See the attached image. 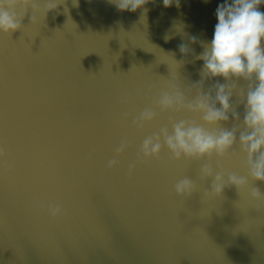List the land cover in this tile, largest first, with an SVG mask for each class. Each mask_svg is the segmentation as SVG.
<instances>
[{"label":"water","instance_id":"1","mask_svg":"<svg viewBox=\"0 0 264 264\" xmlns=\"http://www.w3.org/2000/svg\"><path fill=\"white\" fill-rule=\"evenodd\" d=\"M33 2L21 29L0 34V264H264V182L248 178L240 191L204 195L216 171L247 179L238 143L222 159L175 161L162 147L157 158L136 160L144 138L171 131L170 119L200 122L155 108L172 85L191 100L198 83L201 93L235 83L218 128L237 127L238 142L248 82L202 79L196 58L225 0L167 8L151 0L146 13L118 11L108 0ZM145 108L157 115L137 130L131 120ZM122 138L130 146L115 157ZM113 158L119 165L109 170ZM204 164L212 177L200 175ZM186 177L195 191L179 197L174 185ZM253 188L261 197L250 196ZM57 203L63 215L50 220L47 206Z\"/></svg>","mask_w":264,"mask_h":264},{"label":"clouds","instance_id":"2","mask_svg":"<svg viewBox=\"0 0 264 264\" xmlns=\"http://www.w3.org/2000/svg\"><path fill=\"white\" fill-rule=\"evenodd\" d=\"M118 11L135 12L137 9L148 10L143 6L151 0H108ZM165 8L173 3L179 6V0H162ZM49 5V4H47ZM46 7L45 14L56 7ZM264 5V0H225L216 8L217 23L214 27L213 37L210 42L203 44V51L196 57L203 61L201 76L203 78L221 77L225 81L243 79L248 82L244 103L243 130L240 131L237 142V127L230 131L218 128L222 122H227V113L232 110L230 98L235 83L231 86L219 82L208 93H201V84L193 87L196 96L189 100L178 86H169L162 91L154 102L155 108L163 112L179 113L186 111L198 115L200 122L181 119L169 120L171 131L167 126L161 127L158 132L143 139L139 146L136 160L138 162L155 159L159 156L162 147L169 153L172 160H210L213 156L222 159L234 144L244 154V167L247 171V179L235 173L225 175L222 171H216L209 193L219 196L226 186H235L240 191L247 185L248 178L264 182V12L259 6ZM32 12L36 11L33 0H0V34L10 36L21 29L23 19L28 7ZM31 23L36 22V16L32 14ZM192 42L196 37L191 38ZM181 53L188 51L183 44L179 46ZM215 96L213 98L212 91ZM241 95L244 96L243 90ZM122 103H127L126 98ZM219 105V107H217ZM157 113L151 108H145L137 117L131 120V126L137 130L144 128L151 122ZM123 119H128V113H122ZM233 119L239 120V116L233 112ZM129 141L122 138L119 146L115 148V157L121 156L128 148ZM233 151V150H232ZM233 154L235 152L233 151ZM93 153H89L88 159ZM6 152L0 148V161L5 159ZM119 165V160H108L107 168L111 170ZM136 163L129 164L127 177H131ZM200 175L204 178L213 176V169L204 164L200 169ZM195 191V185L189 178L179 180L174 185V192L179 197H188ZM252 198L261 197L258 189L250 192ZM42 207V206H41ZM47 215L50 220H55L63 215L62 206L49 204Z\"/></svg>","mask_w":264,"mask_h":264}]
</instances>
